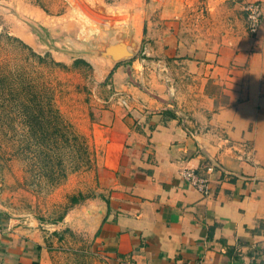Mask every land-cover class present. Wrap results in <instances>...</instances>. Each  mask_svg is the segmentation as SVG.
Segmentation results:
<instances>
[{"label": "crops", "instance_id": "1", "mask_svg": "<svg viewBox=\"0 0 264 264\" xmlns=\"http://www.w3.org/2000/svg\"><path fill=\"white\" fill-rule=\"evenodd\" d=\"M250 1L157 0L160 41L116 74L90 185H65L107 206L100 264H264V25L247 32ZM13 216L0 203V264H51L39 224Z\"/></svg>", "mask_w": 264, "mask_h": 264}, {"label": "rangeland", "instance_id": "2", "mask_svg": "<svg viewBox=\"0 0 264 264\" xmlns=\"http://www.w3.org/2000/svg\"><path fill=\"white\" fill-rule=\"evenodd\" d=\"M157 5V0H0V203L13 217L35 219L51 264H100L92 228L80 220L87 197L76 193L78 203L71 204L65 185L71 179L90 185L85 175L100 157L104 101L119 87L116 74L129 77L131 62L147 58L144 45L160 41L147 28L149 23L159 28ZM121 32L138 45L133 57L110 63L89 55L90 49L113 44ZM39 92L58 109V124L48 106L38 124L21 115V101ZM41 127L48 135L51 150L44 157L55 165L53 178L59 166L66 172L56 185L34 148Z\"/></svg>", "mask_w": 264, "mask_h": 264}, {"label": "trees", "instance_id": "3", "mask_svg": "<svg viewBox=\"0 0 264 264\" xmlns=\"http://www.w3.org/2000/svg\"><path fill=\"white\" fill-rule=\"evenodd\" d=\"M82 62L84 61L75 60L74 64H79ZM20 104H21V115L23 116V118L27 119L29 124H35L37 122H42L44 120L42 119L43 113L41 111H43V108L45 106H48L49 113L54 115V122L56 124H58L61 121V115L58 109L54 107L50 99H47V98L45 99L41 92H39L38 94L32 95V96H27L25 100L21 101ZM43 129L44 128L41 127L38 133L40 136V140H39V143L34 148L36 149V152H38V154L41 153V155H43V159L46 160L42 164L45 169V173H46L45 175L51 178L52 185H56L59 180H62L66 177V172H65V169H61L59 166V169H57L58 177L57 179L53 178V173L55 172L54 171L55 165L53 164L51 159L44 157V156H47L46 151H49L51 149L48 147V143L46 142L48 135H46V133L42 131ZM77 152H75L74 154H76V156H79ZM76 162L77 160H75L73 163H76ZM75 168H78V166ZM218 170L219 169L215 167V171H218ZM69 201L71 202V204H77L78 197L71 196ZM39 248L40 247H37V249Z\"/></svg>", "mask_w": 264, "mask_h": 264}, {"label": "water", "instance_id": "4", "mask_svg": "<svg viewBox=\"0 0 264 264\" xmlns=\"http://www.w3.org/2000/svg\"><path fill=\"white\" fill-rule=\"evenodd\" d=\"M138 47L137 43L129 39L123 32L116 36L113 44L104 43L98 48L90 49L89 55L93 58H100L110 63L120 62L133 57L134 50ZM107 214L105 204H90L84 208L82 223L91 226V234H94Z\"/></svg>", "mask_w": 264, "mask_h": 264}, {"label": "built area", "instance_id": "5", "mask_svg": "<svg viewBox=\"0 0 264 264\" xmlns=\"http://www.w3.org/2000/svg\"><path fill=\"white\" fill-rule=\"evenodd\" d=\"M243 12L246 20L247 32L255 35L260 27L264 25V0L250 1L244 4ZM208 173L214 172V167L210 166L206 169ZM179 175L194 190L205 195L208 191V177L200 176L195 169L191 167H183Z\"/></svg>", "mask_w": 264, "mask_h": 264}]
</instances>
